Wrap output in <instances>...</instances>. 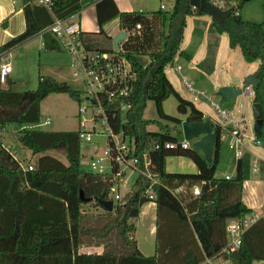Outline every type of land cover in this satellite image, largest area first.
Masks as SVG:
<instances>
[{
	"label": "trees",
	"instance_id": "1",
	"mask_svg": "<svg viewBox=\"0 0 264 264\" xmlns=\"http://www.w3.org/2000/svg\"><path fill=\"white\" fill-rule=\"evenodd\" d=\"M247 1L236 0L238 9ZM103 2H109L110 6L101 5ZM22 3L25 28L0 45V64L7 52L44 31L54 19L69 18L82 9L79 0H52L48 6L38 5L34 0H22ZM225 4V20L219 23L213 18L214 27L217 32L227 34L229 45L238 46L246 61H259L254 71L258 80L254 102H260L258 90L264 79V22L244 20L234 13L231 0H225ZM96 11L98 32L80 35L88 51L115 50L112 37L103 30V25L112 19L118 18V26L124 32L140 25L139 33L120 40L117 49L136 71V81L127 98L130 107L125 126L126 132L135 139L136 152L141 154L155 142L177 141L168 128L149 130L150 121L143 113L146 103L152 100L157 115L171 121L178 133L180 119L164 113L162 108V102L174 96L178 112L187 113V120H203L202 112L175 90L164 67L177 56L190 58L180 49L186 19L205 13L190 0H173L169 11L159 9L149 13L119 12L112 0H103ZM43 48L57 50L62 46L52 33L44 31ZM50 93H66L76 101L81 95L67 82L51 76H39L33 90L14 91L10 82L5 87L0 86V264H161L160 258L175 255L190 243L179 240L175 244L167 234L166 226L170 223L175 225L178 236L184 235L181 227L191 228L204 258L217 253L224 245L228 218L251 213L241 200L242 183L250 176V155L246 153L235 160L233 177H215L222 159V146L217 140L218 128L212 122L215 139L210 161L191 148L150 150L153 170L161 184L151 186L156 204V253L143 255L133 234L134 220L142 204L148 201L143 194L148 182L138 178L112 210L97 214L82 210V204L101 207L99 201L108 199L109 179L80 169L77 131H44L30 127L38 122L40 102ZM259 117H263L262 110ZM115 120L116 128L118 119ZM7 126L18 133L21 146L37 155L31 169L17 160L14 146L8 148L2 144V133ZM256 135L261 136V131ZM59 148L64 149L67 164L42 154ZM176 154L190 158L197 172H166L165 158ZM195 184L200 187V193L193 196L188 189ZM180 185L185 186V194L177 198L171 188ZM80 190L90 200H81ZM90 241L100 243L103 251L81 252L83 244ZM229 259L234 264L264 260L263 219L256 220L243 232L241 245ZM199 261L189 252L184 262L178 264H199Z\"/></svg>",
	"mask_w": 264,
	"mask_h": 264
},
{
	"label": "built area",
	"instance_id": "2",
	"mask_svg": "<svg viewBox=\"0 0 264 264\" xmlns=\"http://www.w3.org/2000/svg\"><path fill=\"white\" fill-rule=\"evenodd\" d=\"M38 5L48 6L52 0H34ZM217 7L225 10V0H210ZM231 7L234 13L240 15L236 0H231ZM160 8L165 9L162 3ZM140 25L136 24L130 31L125 32L124 39L129 35H137ZM52 33L60 42L62 48L72 54L74 70L72 75L80 80L83 90L80 91L78 107V140L90 142L93 135L104 138L103 147L99 142L94 145L95 151L89 158V172L109 179L107 189L108 199L113 205L121 201L124 194L131 191L138 178L148 182L144 190L147 200H154L155 194L151 186L161 184V179L153 170L150 150H157L160 147L167 149L189 148L187 140L155 142L146 148L141 154L136 152L135 139L126 132L127 112L130 103L127 98L132 91L136 81V71L132 68L130 61L119 54V50L107 52L101 50L88 51L84 48L80 35L82 26L80 21L69 18L54 19L44 30ZM42 31L41 33L43 34ZM10 54L7 52L5 56ZM4 56V57H5ZM4 57H1L2 60ZM180 67L178 66L177 69ZM12 72V65L8 61L0 64V86H5L9 74ZM183 84L188 91L200 93L208 101L209 105L216 111L217 120L213 121L218 128L217 140L221 146L231 151L235 160L248 153L251 155L244 140L247 137L248 122L244 113L238 116L232 114L211 97L202 91L195 90L185 76L182 77ZM245 97L254 94V88L250 85L243 88ZM84 103V105H82ZM118 119L117 127H114V120ZM116 121V120H115ZM45 119L42 123H48ZM254 144H260V140L252 138ZM99 148V149H98ZM101 148V149H100ZM261 158L251 155V171H259ZM32 166L29 165L28 169ZM131 177H135L131 184ZM226 179L230 176L226 175ZM193 196L200 193V187L193 185L190 188ZM171 193L177 198L185 194V186L180 185L171 188ZM264 220V207L262 210L251 212L242 217H233L226 220V241L222 248L212 256H204L199 264H234L229 255L241 245L243 232L256 220Z\"/></svg>",
	"mask_w": 264,
	"mask_h": 264
},
{
	"label": "rangeland",
	"instance_id": "3",
	"mask_svg": "<svg viewBox=\"0 0 264 264\" xmlns=\"http://www.w3.org/2000/svg\"><path fill=\"white\" fill-rule=\"evenodd\" d=\"M162 3L166 7L165 9L169 11L170 4L167 3L166 0H162ZM251 4L252 3L250 1H247L241 7L242 10L241 8L239 10H241L243 13V11L247 7L252 6ZM203 15H205L207 20H212L211 19L212 17H209V15L207 14H203ZM243 19L245 18L243 17ZM186 21H187L186 30L189 31L191 27V18L187 17ZM107 24L108 25H105L104 27V29L107 31L105 33L107 34L108 32H110L112 35L111 37L113 38L120 31L118 23L117 21L113 20ZM222 34H225L227 36L226 33H222ZM39 43L40 41L36 40L26 47H19V49H17L14 52V54L11 55L9 60L12 65V72L9 74L5 86L10 80L11 87L14 91L33 90L37 87L39 76L50 75L51 77H54L59 81L67 82L73 89L82 91L83 85L81 84L80 80H78V78L76 79L72 75V72L74 70L72 54L69 53L64 48H60L57 50H46L42 47V49H40ZM182 44H185V42L181 43V47H180L181 50L183 49V47L185 48V45ZM234 57H235L236 72L240 74L246 73L245 76L250 72L255 71L259 64L258 60L246 61L243 58L242 53L238 47L235 48ZM182 62L186 63L185 60ZM192 63L194 64V62ZM171 64H167L164 67V73L167 76V78L170 79L174 83V85H176V87L179 88V90L185 95L184 97L186 98L188 97L189 100L196 103L204 111V113L207 116H209V118L214 119V121L217 120L216 111L209 105V102L206 99H204L202 96L194 95L188 92L185 89V87L182 85L180 81L181 78L179 77V75L173 71L172 67L175 65V63L173 65ZM232 72L233 70H229V72H227L225 68L220 69V72L218 74L219 78L216 81H214L213 77H208V75L202 77L201 79L198 73H197L198 74L197 82L195 81L194 77L193 78L188 77V79L194 89L205 90L206 95H210L214 101L224 106L232 114V116H238L244 113V116L248 122L247 137L244 140V142L252 156L255 155L259 158H264V79L261 81L258 90L260 97L259 103L262 106L261 110L263 113L261 136L258 137L255 132V127H254L255 117L252 111L254 94L245 97L244 92H242L228 101L225 100L221 101V99L218 96L217 93V91L219 90V86H217L218 81H228L227 78L230 77L229 84L232 83V85H235V87L238 86L240 87L242 85L243 82L242 80H244L245 76L243 78L241 77L239 78L236 77ZM164 103H163L164 104L163 110L166 113L175 114L176 112L175 97L169 96L164 101ZM82 105H84V103ZM78 107H79V102L71 98L68 94L50 93L46 97H44L40 102L38 122L36 124H33V126L31 124L30 127L35 129H41L44 131H77L79 125ZM143 116L145 119L150 121L148 125L149 130H156L160 128V125L164 126V124H168L169 126H172L173 129L175 127L171 121L161 119L157 115L155 104L152 100H149L146 103ZM47 118L49 119V122L42 123ZM173 129L171 130L172 131L171 134H173L174 132ZM4 132H5L3 134L4 136L2 135L1 137L2 144L3 145L6 144L5 146H7L8 148L14 146L13 153L15 154V157L17 158V160H19L21 164L25 166L34 165V163L37 160V156L32 155L27 148L21 146L19 142H17L18 133L10 129V127L8 130ZM252 138L259 139L260 144H254ZM96 142H99V146L103 147L104 138L93 135L92 140L90 142L80 141L79 165H80V169H82L83 171L89 170V158L90 155L91 154L93 155V152L95 151L94 145ZM51 152H53L56 155V157L65 161V152L63 148H59ZM226 154H228L229 158L228 157L227 158L230 161L226 159ZM222 155L223 157L216 169L217 176H222L224 175V173L234 172L235 163L233 162V157H232L233 155H231V152L225 146H222ZM251 173L252 171L250 167V174ZM253 174L254 173H252L250 177H254L255 175ZM134 179L135 177H131V184L134 182ZM147 202H151V200L146 201L145 203ZM82 208L85 212L90 214H97L99 212L104 211L102 207L99 206L95 207L90 203L82 204ZM134 225H135V233H136V230L140 225V221H138V218L134 220ZM148 225L149 223L143 225L142 231L144 234H147L148 232ZM166 229H167V234L170 236L173 242H175V244H177L179 240L182 242V239L180 236H178V230L175 228L174 224L171 223L168 224L166 226ZM144 234H141V236L143 237ZM151 244L153 245V241L151 242ZM252 264H264V260H258L255 262L253 261Z\"/></svg>",
	"mask_w": 264,
	"mask_h": 264
},
{
	"label": "crops",
	"instance_id": "4",
	"mask_svg": "<svg viewBox=\"0 0 264 264\" xmlns=\"http://www.w3.org/2000/svg\"><path fill=\"white\" fill-rule=\"evenodd\" d=\"M79 1H80V4L82 5V9L80 10L79 13L71 16L70 19L80 21V24L83 29L82 32H85V33L98 32L99 26H98L97 17H96V14H97L96 7L98 3H100L103 0H79ZM166 1L167 3L170 4L169 8L171 9L173 0H166ZM249 1L252 3L251 4L252 6L247 7L243 11V13L241 11L242 10L241 8V10H239L240 16L242 18L244 17L245 18L244 20L254 21V22H264V0H249ZM112 2L114 3L116 9L119 12L138 11V12H143V13L157 11L161 9L160 6L162 4V0H112ZM101 5L110 6V3L103 2L101 3ZM22 6H23L22 0H0V45L6 42L7 40H9L10 38H12L13 36L21 33L24 30L25 19H24ZM190 18H191V27L189 31L186 30L187 28V21H186V26L184 28V34H183V40H182V43L185 42V44H182V45H185V48L183 47L182 50L188 53L190 55V58L186 59L183 56H177L172 62V64L170 63L171 65L175 63V65L172 68H173V71L176 72L181 78L180 81L182 85L185 87L182 81L183 76L187 78V82L191 85L188 77H191V78L194 77L195 81L197 82L198 74L201 77V79L202 77L208 75V77H213L214 81H216L219 78L218 74L220 72V69L222 68H225L227 72H229V70H233L232 73H234L236 77L243 78L246 73L240 74L236 72V68H235L236 65H235L234 53H235V48L238 46L231 47L229 45L228 36L222 33H218L216 31L214 24H213V18H211L212 20H207L205 15H193V16H190ZM113 20L117 21L118 23L117 17L112 19L111 21ZM111 21H109L108 23H110ZM105 25H108V24L106 23L103 25V30L107 32L104 29ZM263 29H264V26H263ZM107 34L112 36L110 32H108ZM36 40L40 41L39 46H40V49H42L43 34L39 33L35 35L34 37L28 39L21 45L13 48L10 51V54H8L7 56L3 58V61L10 62L9 58L11 57V55L14 54V52L17 49H19V47H26ZM184 60L186 61L187 64L185 62H182ZM192 62H194V64ZM178 66L180 67L179 69H177ZM249 74L254 75V71L250 72ZM229 79L230 77L227 78L228 81H218L217 86H219V88L221 86L235 87V85H232V83L229 84L230 82ZM169 81L171 82V84L174 86L175 90L179 93L181 97L185 99L188 98V97L187 98L184 97L185 95L179 90L178 87H176V85H174V83L170 79ZM185 89L187 90L186 87ZM195 90L202 91L206 95L205 90H202V89L201 90L195 89ZM190 93L194 95L202 96L204 99H206L200 93H194V92H190ZM217 93L221 101H223V98L221 94L219 93V91H217ZM207 96H210V95H207ZM187 100H189V98ZM164 101L162 102V108H164V104H165ZM191 102L197 109H199L202 112L203 120L209 119L211 120V122L214 121V119L209 118V116H207L204 113V111L196 103H194L193 101ZM260 107L262 109L261 105ZM164 113L166 112L164 111ZM166 114L170 116H175L180 119V124L177 125L179 132L176 133V131L172 128V126H169L168 124H164V126L160 125V128L156 130H151V131H160L162 129L167 130L168 128L169 134H171L172 132L171 130L173 129L174 132L171 135H175L177 137V140H183L184 138H183L182 131H181V122L183 120H187V113L182 114L178 112L177 100H176L175 114H170V113H166ZM165 126L166 128H163ZM9 127L10 129L13 130L12 126H7L6 130H8ZM4 133L5 132H3L2 135ZM189 148H191L190 142H189ZM51 151L53 150H48L42 154H48V155L56 157V155ZM197 152L200 155H202L200 151H197ZM227 157L229 158L228 154H226V159L229 160ZM56 158L62 161L64 164H67L66 158H65V161L61 160L58 157ZM261 160L262 162H261V167L259 171H255V172L252 171V173H254L253 175H255L254 176L255 178L249 176V178L244 180L242 183L241 200L249 209H251V212L262 210L264 207V158H261ZM233 162L235 163L234 158H233ZM234 168H235V165H234ZM165 171L166 172H179V173H196L197 167L190 158L184 155L176 154V155L167 156L165 158ZM226 175H229L231 178L233 177L234 172L224 173V175L222 176H217L215 173V177L217 178H225ZM190 188L188 189L189 191H190ZM137 218H138V221H140V225L138 226L136 233L134 232L133 234L136 240L137 248L145 256L153 255L156 253V204L155 202L153 200L147 203L144 202L142 206L140 207ZM146 223H149L148 232L147 234H144L142 230H143V225ZM180 229H182V231L184 232V235L182 234V236L180 237L183 242H185L186 240H187V243L190 242L189 247L180 250L177 254L175 253V255L172 253L168 255L167 257L160 258L161 264H178L179 262L183 263L184 258L188 255L189 252L191 253L193 252L195 257L197 258V261L200 260L199 263L202 261L204 253L202 252L198 242H195L194 239L196 238L191 228L184 226V228L181 227ZM141 234H144L143 237L141 236ZM152 241H153V245L151 244ZM80 251L83 253H101L103 251V246L98 242L90 241L88 243H84ZM255 261H258V260H254V262Z\"/></svg>",
	"mask_w": 264,
	"mask_h": 264
},
{
	"label": "water",
	"instance_id": "5",
	"mask_svg": "<svg viewBox=\"0 0 264 264\" xmlns=\"http://www.w3.org/2000/svg\"><path fill=\"white\" fill-rule=\"evenodd\" d=\"M190 2L199 7L205 14L214 18L217 22L223 23L226 17V11L217 7L213 3L207 0H190ZM125 37V32H118L113 38V46L115 49H118V42L123 40ZM258 84L257 78L253 74H248L240 87L233 86H221L219 88V93L221 94L223 100L228 101L235 97L236 95L242 93L244 87L250 85L253 88ZM252 111L255 117L254 127L255 132L261 131L262 118L259 117L261 112L260 103H252ZM181 131L184 140H187L191 143V149L195 151H200L205 158V160L210 161L213 155V146L215 134L213 132L212 122L209 119L202 121H189L183 120L181 122ZM80 199L83 201L90 200L83 196L82 190L79 192ZM99 204L104 210H112L113 203L111 200H100Z\"/></svg>",
	"mask_w": 264,
	"mask_h": 264
}]
</instances>
